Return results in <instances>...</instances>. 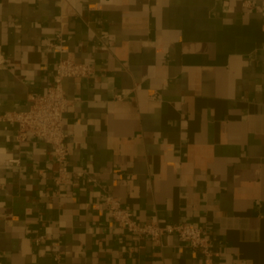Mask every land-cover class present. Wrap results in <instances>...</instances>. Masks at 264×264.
<instances>
[{
    "label": "crops",
    "instance_id": "0c3cea01",
    "mask_svg": "<svg viewBox=\"0 0 264 264\" xmlns=\"http://www.w3.org/2000/svg\"><path fill=\"white\" fill-rule=\"evenodd\" d=\"M62 33L95 73L68 77L71 171L0 120V264H264V0H0V114L53 84ZM210 227L216 254L117 227ZM44 236L40 243L36 237Z\"/></svg>",
    "mask_w": 264,
    "mask_h": 264
},
{
    "label": "built area",
    "instance_id": "2783aa9c",
    "mask_svg": "<svg viewBox=\"0 0 264 264\" xmlns=\"http://www.w3.org/2000/svg\"><path fill=\"white\" fill-rule=\"evenodd\" d=\"M49 46L59 55L53 75V84L45 93L31 95L28 109L0 114V120L17 124L16 138L19 143L26 142L29 136H35L51 145L54 160L58 165L54 179L57 187L70 184L74 175L88 182L98 183L90 172L71 171L69 160L72 151L68 142L69 134L64 128L65 111L71 103L64 89V79L68 77L88 78L95 73V68L91 63L78 62L70 55L67 39L62 33H59ZM5 62V55L0 52V66ZM105 204L117 227L136 235L139 240L147 238L161 244L165 236L177 235L187 241L205 259L217 253L216 241L210 227H201L185 221L165 222L156 219L140 222L135 219L131 209L124 206L110 192L105 195ZM43 238L44 236L36 237V242L40 243Z\"/></svg>",
    "mask_w": 264,
    "mask_h": 264
}]
</instances>
